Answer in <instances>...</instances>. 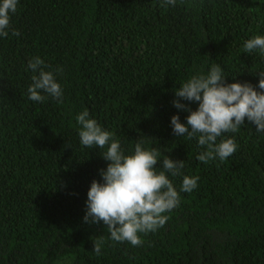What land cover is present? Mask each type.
Returning a JSON list of instances; mask_svg holds the SVG:
<instances>
[{"label":"trees","instance_id":"trees-1","mask_svg":"<svg viewBox=\"0 0 264 264\" xmlns=\"http://www.w3.org/2000/svg\"><path fill=\"white\" fill-rule=\"evenodd\" d=\"M8 32L0 37V264H264V132L246 121L217 139L233 138L237 151L205 164L197 138L175 137L170 124L189 114L174 107L175 91L214 64L226 83L258 85L264 55L243 45L264 36V0H19ZM37 56L62 102L28 98ZM85 109L125 154L139 139L184 160L181 176L168 174L179 206L139 247L83 221L91 182L107 166L104 149L80 144L75 117ZM183 175L199 177L190 193L179 191Z\"/></svg>","mask_w":264,"mask_h":264},{"label":"clouds","instance_id":"clouds-1","mask_svg":"<svg viewBox=\"0 0 264 264\" xmlns=\"http://www.w3.org/2000/svg\"><path fill=\"white\" fill-rule=\"evenodd\" d=\"M19 0H0V37H7L10 28V14L17 11ZM177 0H161L162 6H175ZM12 35H19L16 30ZM247 53L258 50L264 55V36L256 35L243 45ZM40 57L28 62L34 73L27 89L28 98L43 102L52 97L62 102L63 90L52 71ZM57 71H60L59 69ZM259 83H226V76L219 64L211 66L207 74L191 76L176 91L173 105L186 111V123L180 122L179 115L170 119L175 137L197 138L198 147L204 149L197 159L207 164L219 159L224 161L237 151L233 138H218L225 133H236L246 124L254 125L258 132H264V72H258ZM197 103L192 110L188 104ZM79 125L80 144L87 148L104 149L102 158L107 162L99 170L100 181L93 180L87 192L86 210L83 221L89 224L103 223L109 239L127 242L133 247L143 244L142 234L156 232L162 228L168 216L164 215L179 206L180 195L174 187L172 177L181 176L184 160H173L161 153L157 147L146 149L143 141L137 140L134 152L125 154L120 141L105 130L85 109L75 117ZM163 155L162 161L160 157ZM162 170L157 171V165ZM198 176L183 175L180 192L190 193L198 187ZM92 249L101 255L104 240L97 239Z\"/></svg>","mask_w":264,"mask_h":264}]
</instances>
